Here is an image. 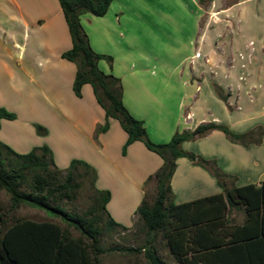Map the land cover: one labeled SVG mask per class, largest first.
<instances>
[{"label":"crops","instance_id":"obj_1","mask_svg":"<svg viewBox=\"0 0 264 264\" xmlns=\"http://www.w3.org/2000/svg\"><path fill=\"white\" fill-rule=\"evenodd\" d=\"M189 1L190 5H180L177 10L192 15V21L186 24L195 29L190 42L196 45L198 40L197 49H204L206 55L211 39L207 23L202 24L204 7L199 0ZM131 2L114 0L104 16L86 12L80 17L93 50L113 57L112 67L105 59L99 61V67L121 79L125 106L144 121L148 136L156 143L169 142L177 131H192L211 122L224 124L240 134L254 130L249 144L233 141L215 129L184 142L182 148L216 160L226 175L221 181L227 187L260 185L264 180V115L255 123L249 116L251 111L244 116L245 104L234 107L204 101L205 87L191 81L193 73L199 74L205 66V60L195 56L197 49L187 56L188 60H195L189 68L181 70L178 64L172 65L171 71L168 69L169 75H178L188 85L190 91L183 96L184 103L154 104L149 95L153 96L155 87L145 86L143 77L148 66L157 63V57L147 60L141 53L143 42L137 39L136 29L143 7ZM214 13L217 18L224 16L221 13L232 15L237 49L250 50V42L254 41L256 62L251 74L254 71L256 78L264 74V0H240ZM71 47V34L59 0H0V107L17 115L13 120L1 121L0 140L19 153L47 145L61 169H67L73 159L93 166L97 170L96 187L111 191L108 211L115 221L130 228L146 197L148 178L163 165V159L142 141L130 144L123 154L128 134L115 118L109 120L107 131L97 132L106 121L105 109L89 83L83 86L81 96L75 94L77 66L62 56ZM220 56L217 53L219 59ZM119 59L128 70L119 65ZM238 71L224 66L216 69L215 81L224 87L237 83L234 79L227 81V77L237 78ZM203 83L207 88L206 79ZM253 84L259 86L255 79ZM35 124L45 126L47 134H37ZM171 186L175 203L223 192L211 171L186 157L177 159ZM230 217L242 222L245 214L241 208H232Z\"/></svg>","mask_w":264,"mask_h":264},{"label":"trees","instance_id":"obj_2","mask_svg":"<svg viewBox=\"0 0 264 264\" xmlns=\"http://www.w3.org/2000/svg\"><path fill=\"white\" fill-rule=\"evenodd\" d=\"M114 0H59L72 38V47L63 58L77 66L73 90L81 96L89 83L100 105L105 109L106 121L97 132L109 129V120L117 119L128 137L123 154L135 141H142L149 150L163 159V165L148 180L156 181L157 192L152 204L146 199L137 208L141 229L150 236L143 246L150 264H169L159 254L152 240L161 234L178 264H264V180L260 185L248 184L227 187L221 179L226 175L216 160H208L187 152L182 144L206 135L212 130L224 132L231 140L249 144L255 133H235L224 124L204 123L192 131H177L166 143H156L148 136L144 121L131 114L123 102V85L119 77L105 73L99 61L105 59L112 67L113 57L100 54L91 47L88 34L81 23L82 13L104 16ZM218 95L227 101V97ZM16 113L0 107V126L3 119L13 120ZM40 135L47 128L36 125ZM186 157L211 171L223 187V192L189 202L175 203L171 181L177 168V159ZM51 167L56 169L54 172ZM92 173L96 186L97 170L81 159H73L67 169L57 166L54 154L47 145L35 147L28 153H19L0 140V191L10 195L11 206L28 204L60 218L67 228L52 221L16 220L4 227L6 216L0 206V264H100L98 255L104 229L126 231L129 227L115 221L107 209L110 190L97 187L95 206L80 213L69 210L64 201L76 199L82 187L79 168ZM66 175L58 181L56 174ZM146 198V197H145ZM232 208H241L242 222L230 217ZM104 215L107 222L103 224ZM69 228H75L81 237H73ZM88 240V241H87ZM126 250L137 251L130 247Z\"/></svg>","mask_w":264,"mask_h":264},{"label":"rangeland","instance_id":"obj_3","mask_svg":"<svg viewBox=\"0 0 264 264\" xmlns=\"http://www.w3.org/2000/svg\"><path fill=\"white\" fill-rule=\"evenodd\" d=\"M203 5L202 24L207 23L208 38V52L197 49L196 45L191 40L195 37V29L187 27L186 24L192 21V15L184 14L177 10L180 5L191 4L189 0H133V6H142V12L138 13V28L136 29L137 39L143 42L141 53H143L147 60L149 58L157 57V63H152L148 66V70L143 77V84L150 87L153 85L155 90L152 91L153 96L149 95V99L154 104H181L183 96L187 93L188 85L184 84V80L179 79L178 75H169L172 65H180L179 69H187L195 60H188L187 56L195 53L196 49L200 55L197 59H204L205 66L202 65L201 72L198 74L193 73L191 81L196 85H202L206 88L203 89V99L208 104H245V113H249L252 122H258L259 118L264 114V74H259L257 78L254 77L251 69L255 65V54L253 46L254 41L250 42V50L238 48L236 42L233 41V26L230 21L232 15L221 13L224 16L217 18L214 11L226 5H231L240 0H199ZM220 14V13H218ZM188 16V18H186ZM191 18V19H190ZM203 27V26H202ZM132 36V35H131ZM198 39V38H197ZM220 53V59L217 57ZM149 57V58H148ZM145 61H143L144 63ZM119 65L126 69V63L118 60ZM230 68L239 69L237 78L227 77V81L237 80V83L228 84L226 87L217 83L215 80L216 69ZM238 67V68H237ZM128 70V69H126ZM206 70V71H204ZM204 72V74H203ZM178 73V71H177ZM206 75V77H205ZM254 79L257 80L259 86L253 84ZM136 81V82H135ZM138 80H134L137 83ZM253 84V85H252ZM158 89V90H156ZM196 87H194V92ZM223 97H227L224 101L217 93ZM199 95V93H197ZM220 98V99H219ZM222 100L223 103L220 101ZM186 102V101H185ZM153 104V103H152ZM247 104V105H246ZM248 104H254L248 105ZM232 108V105H229ZM15 113V112H14ZM36 125L35 131L37 132ZM41 125V124H39ZM43 126V125H42ZM45 127V126H44ZM28 134V131H27ZM37 134H39L37 132ZM56 172V169L51 167ZM82 187L78 190L76 199L72 201H64V205L69 210H75L84 213L95 206V198L99 195L97 188L93 183L92 173L87 172L84 168H79ZM66 175L64 173L56 174L57 180L62 181ZM157 186L154 179L149 180L146 186V200L152 204L156 196ZM0 206L5 213L6 222L4 227L12 225L16 220L30 219L34 221H52L60 224L65 229L67 225L61 221L60 218L50 216L46 211L36 208L34 206L23 204L19 208L11 206L10 195L5 190L0 191ZM105 217V215H104ZM107 222L104 218L103 224ZM142 221L139 215H136L133 226L129 230L123 231L119 228L116 230L104 229L101 246L104 249L103 253L98 255L100 264H150L145 255L143 246L149 245L148 240L150 236L141 229ZM69 233L73 237H81V233L75 228H69ZM88 241V240H87ZM158 251V254L169 264H178L170 253L166 240L161 234H158L152 240ZM134 247L137 251H129L127 248Z\"/></svg>","mask_w":264,"mask_h":264},{"label":"built area","instance_id":"obj_4","mask_svg":"<svg viewBox=\"0 0 264 264\" xmlns=\"http://www.w3.org/2000/svg\"><path fill=\"white\" fill-rule=\"evenodd\" d=\"M200 55V53L198 52L197 54H196V56H199Z\"/></svg>","mask_w":264,"mask_h":264}]
</instances>
